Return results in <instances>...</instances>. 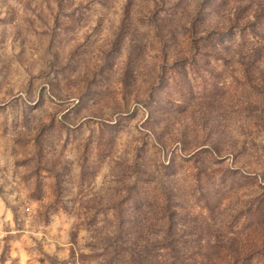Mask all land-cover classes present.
Returning a JSON list of instances; mask_svg holds the SVG:
<instances>
[{
  "label": "rangeland",
  "instance_id": "rangeland-1",
  "mask_svg": "<svg viewBox=\"0 0 264 264\" xmlns=\"http://www.w3.org/2000/svg\"><path fill=\"white\" fill-rule=\"evenodd\" d=\"M229 2L204 0L200 21L226 12ZM17 3L20 8L9 7L0 17V264H109L107 249L105 253L95 251L94 241L98 232L113 226L120 228L125 243L135 237L132 264H232V256L239 254L245 257L240 264H264V199L233 225L234 247L197 259L200 217L210 215L211 209L194 204L186 210V220L180 221L186 222L184 233L177 237L173 227L165 246L141 243L140 234L152 226L156 215L162 222L171 218L167 208L161 207L158 213L136 211L131 200L119 202V193L98 198L92 192V181L57 155L59 146L71 148L72 140L96 123L93 117L113 111L121 85L131 96L130 79L133 85L149 87L152 80H164L168 61L181 63L182 53L193 43L197 45L195 63L183 68L197 74L198 66L203 67L196 60L198 55L218 54L216 36L210 34L201 46L194 33L189 35L179 23V8L174 5L170 15L160 17L150 9V0H129L119 27L107 30H98L99 17L108 13L115 20L112 0ZM0 4L7 5L8 0H0ZM134 11L142 13L136 20ZM148 17L154 20L149 22ZM219 35L222 47L235 43L234 31ZM104 58L111 75L97 78L94 72ZM158 58L164 61L159 66L155 63ZM160 98L166 100L163 93ZM86 115L88 119H83ZM158 115L161 121H170L173 114L165 110ZM104 135L101 122L102 141ZM117 135L124 144L130 138ZM200 141L207 143L203 137ZM257 142L264 145V136L258 135L253 146ZM201 153V159L187 160L197 171L200 164L222 163L215 159L221 151L214 146L202 148ZM245 162L250 165L253 161ZM254 171L250 169L249 174ZM231 183L225 185L223 200L236 194L241 199L255 187L254 183L231 187ZM148 194L143 186L137 192L145 200ZM81 232L86 235L80 237ZM113 251L119 254V246ZM253 253L254 259H248Z\"/></svg>",
  "mask_w": 264,
  "mask_h": 264
},
{
  "label": "clouds",
  "instance_id": "clouds-1",
  "mask_svg": "<svg viewBox=\"0 0 264 264\" xmlns=\"http://www.w3.org/2000/svg\"><path fill=\"white\" fill-rule=\"evenodd\" d=\"M83 2L89 3V0ZM128 2L112 0L115 20L111 14L102 13L98 30L119 27L120 20L125 18L123 7ZM202 4L204 0H150L149 6L165 17L174 11L175 5L180 10L176 14L179 23L189 35L194 33L201 46L210 34L216 36L218 54L202 49L203 55H198L196 60L203 67L198 66L195 75L186 73L183 66L195 63L193 55L197 45L193 43L182 53L181 63L174 59L168 61V75L163 76L164 80H152L150 87L136 86L128 80L132 95L121 85L113 111L93 117L96 123L91 128L86 126L83 134L72 140L71 148L61 145L57 152L65 164H75L77 172L92 181V192L98 198L105 193L108 196L119 193L122 197L119 202L131 200L136 211L158 213L161 207L167 208L171 218L162 222L156 215L152 226L140 234L141 243L165 246L170 243L173 227L177 237L184 233L186 222L180 221L186 220L183 216L186 210L194 204L211 209L210 215L200 217L197 259L234 247L233 225L248 213L249 207L264 199L261 187L264 185L261 178L264 177V145L257 142L253 146L258 135L264 136V0H230L226 12L214 14L205 22L199 19ZM9 7L21 5L17 0L0 4V17L7 14ZM141 15L134 11L133 20ZM148 20L151 22L154 17ZM229 30L234 31L236 39L225 48L219 42V33ZM223 43L228 44V40L224 39ZM155 63L159 66L164 61L158 58ZM94 73L97 78L105 74L110 77L111 67L105 58L97 64ZM162 93L166 100H161ZM165 110L173 114L170 121L159 119L158 114ZM101 122L105 126L103 141ZM118 133L128 134L126 144ZM201 137L207 143L201 142ZM213 146L221 151L215 159L222 163L200 164L197 171L194 163L187 162L192 157L201 159V149ZM246 159L253 162L249 165ZM250 169H255L251 175ZM229 180L231 187L253 183L255 187L241 199L236 194L223 200ZM141 186L148 189L146 200L137 195ZM85 235L80 233V237ZM133 239L125 243L120 228L113 226L97 233L94 250L105 253L107 249L109 264H132ZM117 246L119 254L113 251ZM254 257V253L249 254L248 259ZM244 258L243 254L233 255L232 264H240Z\"/></svg>",
  "mask_w": 264,
  "mask_h": 264
}]
</instances>
